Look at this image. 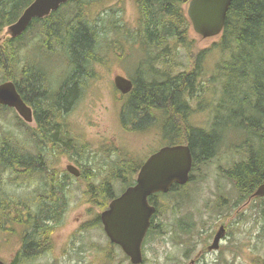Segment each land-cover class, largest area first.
<instances>
[{
	"label": "trees",
	"instance_id": "trees-1",
	"mask_svg": "<svg viewBox=\"0 0 264 264\" xmlns=\"http://www.w3.org/2000/svg\"><path fill=\"white\" fill-rule=\"evenodd\" d=\"M32 1L0 0V83L12 81L32 108L35 127L15 115L16 126L25 131L37 152L31 154L12 131L1 129L0 169L17 175L30 170L28 173L44 179V187L31 199L13 196L0 186L1 233L5 230L11 234L16 221L23 227L32 223V236H39L46 229L42 225L46 219L50 224L45 248H52L51 234L65 211L66 191L73 177L66 172L58 175L55 169L46 167V151L52 154L60 148L81 155L87 148L70 138L65 112L82 97L88 83L98 79V67L105 64L110 37L114 38L115 47L122 37L139 42L144 53L156 54L159 62L143 65L129 97L121 100L122 128L129 131L135 129V124H143L142 130L154 128L160 132L162 146L187 144L192 170L214 155L228 132L241 133L239 141L229 144L240 159L226 170V175L243 203L254 198L264 208V199L253 197L256 188L264 183V0H233L217 41L196 53L190 69L176 73L175 49H187L192 42L191 23L186 15L189 0H137L139 23L133 32L120 19L104 15L105 8L97 3L99 0H73L43 18L33 19L20 36L3 37L7 26ZM30 45L36 53L41 50L44 55L63 59L66 72L63 68L65 75L61 80L51 78L40 59L27 54ZM212 49L219 55L207 71L201 72V57ZM206 100L204 108L209 118L205 126H198L191 120L190 103L195 102L201 112ZM9 109L0 105V112ZM126 155L120 153L98 183L93 182L97 172L92 171V166L80 170L75 179L86 182L84 194L90 206L106 208L117 195L115 181L120 182L122 189L133 183L140 163L131 162ZM181 188L172 186L167 193L157 195L173 196ZM154 197L149 201H154ZM94 222L100 225L99 214ZM23 245L15 252L14 261L7 264H26L38 255L36 244Z\"/></svg>",
	"mask_w": 264,
	"mask_h": 264
},
{
	"label": "rangeland",
	"instance_id": "rangeland-1",
	"mask_svg": "<svg viewBox=\"0 0 264 264\" xmlns=\"http://www.w3.org/2000/svg\"><path fill=\"white\" fill-rule=\"evenodd\" d=\"M97 3H102V8L104 6V15L120 19V23L125 24L130 32L137 29V0H99ZM190 30L189 41L192 42L188 48L175 49L178 64L174 68L175 73L190 69L196 53L212 47L218 39V36L203 38L192 28ZM113 41L114 38L110 37L107 42L109 47L104 53L105 64L98 67V79L89 82L82 97L65 112L70 138L87 148L81 155H73L60 148V151L52 154L46 151V167L55 169L58 175L68 173L65 168L67 164L72 163L80 170L88 165L97 172L93 182L98 183L120 153L127 154L126 158L131 162L141 164L149 153L162 146L161 134L154 128L142 130L143 124H135V129L131 128L129 132L121 126L119 111L124 98L115 89L113 77L122 74L135 79L140 58L145 53L135 40L122 37L116 47ZM27 54L32 59L39 58L51 78L59 81L65 75L61 57L44 55L41 50L36 53L32 45L28 47ZM218 55L213 49L205 53L199 63L201 71H207ZM143 70L146 73L147 70ZM206 102H203L201 112L195 102L190 103L191 120L198 126H205L209 118L208 110L204 108ZM15 115L17 113L13 109L0 112V130L12 131L21 145L35 154L37 149L29 136L16 126L18 119ZM27 125L35 127L33 122ZM241 137L237 131L228 132L224 141L217 145L214 155L193 168L192 177L183 188L175 191L173 196L156 195L153 198L158 213L143 240V260L140 264H187L199 249H205L220 224L226 227L220 249L205 252L197 264H264L261 202L253 198L243 203L226 175V170L240 159V154L229 144L239 141ZM16 176V173L0 169V186L13 196L28 197L37 186L43 185L44 179L39 174L32 175L26 181L18 178L20 176L16 179ZM71 176L73 179L66 191L65 211L51 234L52 248L42 251L28 264H131L122 249L109 241L101 224L95 225L94 218L101 209L87 203L84 194L86 182ZM16 180L19 184H16ZM113 185L117 194L123 188L117 181ZM12 226L19 228V223L15 221ZM20 232V228L11 234L5 230L0 232V258L3 261L11 262L18 249Z\"/></svg>",
	"mask_w": 264,
	"mask_h": 264
},
{
	"label": "water",
	"instance_id": "water-1",
	"mask_svg": "<svg viewBox=\"0 0 264 264\" xmlns=\"http://www.w3.org/2000/svg\"><path fill=\"white\" fill-rule=\"evenodd\" d=\"M73 0H33L15 22L5 29L4 35L20 36L35 18H43L56 11L62 4ZM233 0H189L186 15L194 33L203 38L218 36ZM114 87L125 94L132 89V81L120 74L113 77ZM0 105L14 109L26 123L32 122L31 107L22 99L15 84L10 80L0 83ZM192 154L187 144L165 145L151 153L137 171L135 182L112 198L99 213V220L111 243L118 245L128 256L131 264L142 262L141 244L150 226L156 208L148 202L154 193H166L173 185H184L189 180ZM66 170L78 177L79 170L68 164ZM264 198V183L253 193ZM224 234L220 226L211 245H218ZM0 264H6L0 259Z\"/></svg>",
	"mask_w": 264,
	"mask_h": 264
},
{
	"label": "flooded vegetation",
	"instance_id": "flooded-vegetation-1",
	"mask_svg": "<svg viewBox=\"0 0 264 264\" xmlns=\"http://www.w3.org/2000/svg\"><path fill=\"white\" fill-rule=\"evenodd\" d=\"M155 56H156V54H150V53H148V54H143V56L140 58V61H139V65H138V69L136 70V71H138L137 73H136V75H138L139 74V70L140 71H142V69H140L141 67H143V65H146V66H152L153 64H158L159 62L156 60V58H155ZM141 59H143V61H141ZM140 66V67H139ZM127 78H129L131 81H132V89H133V87H134V80L136 79V77H135V79L134 78H132V77H127ZM132 89L128 92V93H126V94H122V95H124V99H126V98H128L129 97V95H130V93H131V91H132ZM33 123H34V120H33ZM142 164V163H141ZM141 164H140V166H141ZM139 169V168H138ZM138 169H137V171H138ZM28 171H30V170H28ZM28 171L27 172H22L21 174H19V175H17L16 176V179H18V178H22L23 180H27L28 178H30L31 177V175H33V174H31V173H28ZM137 171L135 172V174H134V180H135V177H136V174H137ZM29 176H28V175ZM22 175V176H21ZM18 176H20V177H18ZM18 177V178H17ZM22 180V181H23ZM16 184H19V182L16 180ZM174 186H176V187H180V186H177V185H174ZM44 186L41 184L40 186H37L35 189H34V191H33V194H30L29 196H30V198L32 199V197L34 196V195H36L37 194V192H39V191H42V188H43ZM46 188V187H45ZM35 192V193H34ZM158 193H156V194H153V195H150V197H149V199L150 198H152V196H154V195H157ZM28 196V197H29ZM149 203L151 204V205H156V203H155V201H149ZM26 221H27V218H26ZM50 223H49V220H46V219H44L43 220V222H42V225H43V227H46V229H44L43 231H42V234H38L39 236H32V234H33V227H32V223H30V225H28L27 224V227H23V225L22 224H20L19 223V228L21 229V232H20V237L18 238V249L17 250H19V249H21L23 246H25V245H23L24 244V242H25V244L26 245H28V243H33V244H36L37 245V251H38V254L39 253H41L42 251H46V248L45 247H48V241H49V237H48V232H47V228H48V225H49ZM220 226H223L224 227V234H223V236L220 238V240H219V242H218V245L215 247V248H210L211 247V245H212V242H213V240H214V237H215V235H216V233H217V231H218V229L220 228ZM19 228L18 227H16V229L17 230H19ZM211 230V229H210ZM210 230L208 231V234L210 233ZM34 235V234H33ZM225 235H226V227H225V225L224 224H220V225H218V227H217V229L214 231V233H213V235H212V238H211V240H210V242L209 243H207L206 244V247H205V249H199L191 258H189L188 259V263L187 264H197V262L198 261H200V259H202L203 258V256L206 254L205 252H215L216 250H218V249H220V241L222 240V239H224V237H225ZM209 237V236H208ZM16 250V251H17ZM30 255V254H29ZM32 255V254H31ZM13 258H14V255H13ZM12 258V260H11V262H13L14 261V259ZM30 260L31 259H29V262H27L26 264H28V263H30Z\"/></svg>",
	"mask_w": 264,
	"mask_h": 264
},
{
	"label": "bare ground",
	"instance_id": "bare-ground-1",
	"mask_svg": "<svg viewBox=\"0 0 264 264\" xmlns=\"http://www.w3.org/2000/svg\"><path fill=\"white\" fill-rule=\"evenodd\" d=\"M140 67V66H139ZM140 71V70H139ZM202 72V71H201ZM141 75V74H140ZM125 107V106H124ZM129 120V119H128ZM125 128V127H124ZM130 132V131H129ZM133 132V131H132ZM60 138V137H59ZM10 169V168H9ZM12 169V168H11ZM31 169V168H30ZM26 171V170H25ZM35 173V172H34ZM28 175V174H27ZM22 176V175H21ZM29 176V175H28ZM32 176V175H31Z\"/></svg>",
	"mask_w": 264,
	"mask_h": 264
}]
</instances>
